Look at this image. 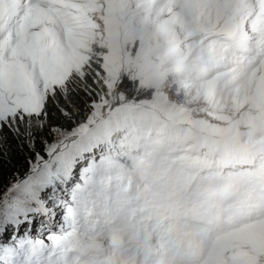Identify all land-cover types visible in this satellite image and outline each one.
Returning a JSON list of instances; mask_svg holds the SVG:
<instances>
[{
	"label": "rangeland",
	"instance_id": "374dc122",
	"mask_svg": "<svg viewBox=\"0 0 264 264\" xmlns=\"http://www.w3.org/2000/svg\"><path fill=\"white\" fill-rule=\"evenodd\" d=\"M16 1L0 3L6 7ZM62 2L67 7L65 16L35 6L26 24L0 35V92L6 91L0 93V114H22L26 121L33 116L28 122L45 126V150L72 156L67 180L58 182L64 187L61 200L52 197L39 205L58 216L53 227L39 234L24 233L19 238L23 243L12 246L16 251L13 262L153 264L144 258L141 245L152 246L149 236L129 231L122 223L125 206L145 190V175L158 167L199 171L226 167L246 161L264 147L260 131L264 129V62L240 85L227 75L207 74L216 47L215 33L247 30L252 0L247 3L245 22L234 19L245 0ZM194 4L203 13L214 8L215 16L210 15L212 21L206 24L211 27L206 30L209 33L186 17V13L192 15ZM41 12L47 15L39 17ZM92 55L99 58L105 95L78 127L46 125L41 118L44 92L60 86ZM18 67L23 68V75ZM122 75L134 83L129 99L118 90ZM141 113L151 118L150 133L155 139L179 136V143L164 146L167 163H154L151 152L134 143L120 150L79 147L83 142L91 144L87 140L98 139L99 133L110 134L113 140L112 134L120 132L114 130L118 119ZM249 137L257 139L253 145L259 147L246 148L252 145ZM225 147H233L232 152L241 158L222 159L220 152ZM248 150L254 153L249 155ZM12 182L8 177L1 185L0 198ZM76 189L80 190L77 194ZM77 206L87 211L79 213ZM263 235L264 223L250 227L219 243L217 253L224 264H264V247L245 246L264 241Z\"/></svg>",
	"mask_w": 264,
	"mask_h": 264
},
{
	"label": "snow or ice",
	"instance_id": "6c2138e0",
	"mask_svg": "<svg viewBox=\"0 0 264 264\" xmlns=\"http://www.w3.org/2000/svg\"><path fill=\"white\" fill-rule=\"evenodd\" d=\"M44 129L22 114H0V182L5 177L13 181L0 198V245L8 246L5 252H13L24 233L36 230L35 209L48 200L72 162L70 153L56 156L45 150Z\"/></svg>",
	"mask_w": 264,
	"mask_h": 264
},
{
	"label": "trees",
	"instance_id": "16d2710c",
	"mask_svg": "<svg viewBox=\"0 0 264 264\" xmlns=\"http://www.w3.org/2000/svg\"><path fill=\"white\" fill-rule=\"evenodd\" d=\"M98 61L99 58L93 55L88 57V59H85L81 66L73 71L69 75V78L60 86L52 87L44 92V106L41 112V118L45 119L46 125H59V127L64 126L67 129H73L87 121L91 114L93 104L98 102L99 99L105 95L106 90L103 84V71ZM118 88L125 99H129L134 95V83L124 75L120 77ZM32 118L33 116L28 117L27 121ZM150 122L152 123L151 118L145 117L143 113L138 115H126L124 118L118 119L114 124V130H120V132L112 134L113 140H109L110 134L99 133L97 134L98 139L87 140L91 141V144L83 142L84 144H79V147L97 148L99 145L102 146V148L106 147L120 150V148H127V146L134 143L136 148H147L146 151L151 152L154 163H163L164 161L167 163L168 153L164 146L168 147L175 143H179L180 138L174 133L171 136L164 135L155 139V136L150 133V131L153 130ZM260 131H263L262 134L264 133V129ZM261 138H264V136H261ZM158 140H160L159 144L156 142ZM256 140L257 139L253 137H249V144L252 145H248L246 148L259 147L257 144L253 145ZM157 145H160V147L156 148ZM214 148L220 147L214 146ZM229 148L231 147H225V149L220 152L222 158L229 157V155H241L232 152L233 147L231 149ZM251 152H253V150H248L247 153L250 154ZM13 163H18V161L14 160ZM92 169L93 166L89 168L90 171H92ZM7 178L8 177H5L3 181L0 182V187ZM65 180H67V172L59 181L63 182ZM78 191L80 190L76 189L74 193L77 194ZM77 211L79 213H85L87 210L85 207L77 206ZM5 247L8 246L0 245L1 263L14 264L12 257L16 254V251L5 252Z\"/></svg>",
	"mask_w": 264,
	"mask_h": 264
},
{
	"label": "bare ground",
	"instance_id": "6f19581e",
	"mask_svg": "<svg viewBox=\"0 0 264 264\" xmlns=\"http://www.w3.org/2000/svg\"><path fill=\"white\" fill-rule=\"evenodd\" d=\"M250 2V0H245V3L241 6V8L238 10V11H235V14H234V19L236 18L237 19H241L242 21L245 22V19H244V14L247 12L246 11V7H247V3ZM215 5V4H214ZM217 8V7H216ZM188 9V8H187ZM187 9H184V10H187ZM214 8H211L209 10H205V12H200L199 11V5L198 4H194V9L192 11V15H189L186 13V17L189 18V19H193L194 22L198 25H200L202 27V31L206 34V33H209L210 31H206L207 29H210L211 27H208L206 24L211 22L212 21V17L210 15H214L215 16V12L214 10H212ZM222 10V9H221ZM217 12V11H216ZM206 15V18H203L202 19V15ZM47 15L46 12H41V13H38V16L39 17H43ZM227 15V14H226ZM227 17V16H226ZM216 18V17H215ZM220 18V17H219ZM182 19V18H181ZM186 19V18H185ZM245 25V23H244ZM173 54H176V52H174ZM20 70H21V73L22 75L24 74L23 72V68L22 67H18ZM31 70H29L28 74L30 73ZM1 94H6V91L2 90L0 92ZM89 154V153H88ZM62 188H64L63 186L59 185L57 188H55L53 190V193L56 194L57 196H55L53 193L49 196L48 200L44 201V202H47V201H50L53 198L55 199H58L59 201L61 200V190ZM232 190H229L228 192L225 193L224 195V198H228L229 195L231 194ZM43 207V206H42ZM36 211V220H37V227H36V232L37 234L41 233V232H44L45 230H49V228L53 227L54 225V222L55 220L58 218V216L56 214L54 215H50L46 212V209H40L39 206L35 209ZM43 222L42 225H40V223ZM221 222V221H220ZM255 232H253L254 234ZM264 236V235H263ZM258 244H246L245 246L246 247H253L255 249H258V248H261V247H264V241H261L258 239ZM243 247V246H242ZM152 252L155 254L156 253V250L155 248H152ZM246 254H251L253 257H256L258 256L257 254L253 253V252H244ZM143 255H144V258L147 259L145 257V254H144V251H143ZM147 260H152V259H147ZM153 262V260H152ZM181 264H192L191 263V260L190 259H185L181 262Z\"/></svg>",
	"mask_w": 264,
	"mask_h": 264
},
{
	"label": "water",
	"instance_id": "95a60500",
	"mask_svg": "<svg viewBox=\"0 0 264 264\" xmlns=\"http://www.w3.org/2000/svg\"><path fill=\"white\" fill-rule=\"evenodd\" d=\"M0 19L3 17L4 15V10H0ZM234 32H228V31H224V30H219L215 33V36H222V35H232Z\"/></svg>",
	"mask_w": 264,
	"mask_h": 264
}]
</instances>
